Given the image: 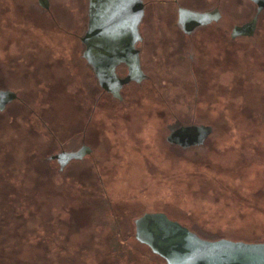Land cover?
<instances>
[{
  "label": "rangeland",
  "instance_id": "obj_1",
  "mask_svg": "<svg viewBox=\"0 0 264 264\" xmlns=\"http://www.w3.org/2000/svg\"><path fill=\"white\" fill-rule=\"evenodd\" d=\"M47 1L46 10L34 0H16L0 14L6 34L19 22L25 28L18 43L0 36V86L17 90L21 98L0 113V249H9L0 264H166L134 237V219L145 212H164L202 238L264 242V170L261 161H252L264 150L253 143L240 154L246 146L242 139L236 136L231 145L223 130L214 142L180 152L163 140V117L153 118L152 109L142 107L149 92H139L141 100H129L126 108L108 98L112 107L106 114L95 112L84 132L83 58L76 50L87 0ZM144 1L142 33L154 43L145 70L160 91L151 96L169 93L172 104L192 111L195 84L185 73L179 37L168 31L178 28L179 7L194 0ZM197 3L216 6L224 28L254 10L249 0ZM166 8L172 10L168 16ZM210 57L217 69L213 82L227 87L233 61L228 49ZM201 78L199 93L205 99L213 89ZM169 88L180 90L165 92ZM227 91L209 92L215 105L209 119L217 126L229 122ZM242 94L243 104H259L255 92ZM248 136L264 141V123ZM36 143L43 148L35 150ZM82 143L91 154L72 161L64 173L55 171L53 148ZM14 148L25 155L16 157ZM114 238L121 249L114 250Z\"/></svg>",
  "mask_w": 264,
  "mask_h": 264
},
{
  "label": "flooded vegetation",
  "instance_id": "obj_2",
  "mask_svg": "<svg viewBox=\"0 0 264 264\" xmlns=\"http://www.w3.org/2000/svg\"><path fill=\"white\" fill-rule=\"evenodd\" d=\"M14 1L16 0H0V14L8 10L13 3L15 5ZM42 1L34 0L37 5L47 10L48 1L45 0V5ZM161 1L167 3L175 0ZM249 1L254 7L252 14L243 21L226 28L218 24L221 21V15L216 6L208 8L205 7V3L198 6L197 0H194L190 5L179 7L177 10L178 28L170 29L168 34L170 36L176 34L177 39L179 37L177 44L185 73L195 84L193 91L195 107L192 111H186L183 104L179 106L176 103L172 104L169 93L155 98L151 96L150 92L160 91L155 90L151 75L145 70V62H149L154 54L152 47L154 43L147 40L142 33V27L147 23L145 1L87 0L85 29L79 38L80 47L77 50L74 49L83 58L80 70L84 81V108L87 113L84 132L88 129L95 112L106 114V111L112 107L106 102L108 98L126 108L129 100L144 95V93L139 95V92H149V94L146 93L147 97L144 100L146 104L142 107L152 109L153 118L163 117L161 121L165 132L163 140L169 146L182 150L180 152L202 148L208 142H214L213 136L223 130H226L231 145L236 136L242 139V143L246 146L244 152L240 154H246L253 143L264 150V141L248 136L255 133V130L261 128V124L264 123V28L262 26L264 8L258 12L256 3ZM166 9L165 15L168 16L172 10ZM254 17L255 24L247 26L245 33H233L236 25L248 23ZM21 24L19 22L12 32L6 34V21L4 19L0 21L2 39H11L14 43H18L20 36L25 32ZM33 24L38 27L39 22L34 20ZM225 46L230 58L233 61L236 60L238 65L231 62L228 70L230 81L227 87L224 85L225 88H223L217 81L213 82L215 77L212 75V70L217 69L209 58L211 55L219 54V49ZM207 55H210L209 58L206 57ZM253 60L257 63L252 62ZM171 66L170 63L168 68ZM199 76L207 83V88L213 89L206 91L208 93L205 99L199 93L201 92L200 84H198ZM236 77L239 79L237 84L234 83ZM169 90L170 88L165 92H177L180 89ZM222 90L227 91L229 122L226 126H217L218 124L215 125L209 119L214 113L215 106L214 95H210L209 92ZM243 91L255 92L259 104H243ZM235 92L239 93L235 95ZM16 100L21 101L17 90L0 86V113H3L8 105ZM139 100L141 99L138 98ZM181 127L191 128L184 134L185 141L195 138L198 141L187 146L171 142L170 135ZM239 127L244 130L236 131L235 128ZM39 148L42 149L43 145L36 143L34 149ZM12 151L16 157L25 155L20 148H14ZM0 153H2L1 149ZM90 154L91 148L85 143L70 148L60 144L53 148L50 159L54 164V170L64 173L72 161L84 160ZM254 160L261 161L264 170V152L254 157L252 161ZM3 175V170L0 168V181ZM260 195L264 199V190ZM7 250L9 251V249H0V255H5Z\"/></svg>",
  "mask_w": 264,
  "mask_h": 264
},
{
  "label": "water",
  "instance_id": "obj_3",
  "mask_svg": "<svg viewBox=\"0 0 264 264\" xmlns=\"http://www.w3.org/2000/svg\"><path fill=\"white\" fill-rule=\"evenodd\" d=\"M251 1L256 3L258 12L264 8V0ZM42 3L45 5V0ZM255 17L248 23L236 25L233 33H245L247 26L255 24ZM190 129L181 127L172 132L169 140L182 146L197 142L196 138L184 140L185 132ZM134 237L166 264H264V242L202 238L164 212H145L135 218Z\"/></svg>",
  "mask_w": 264,
  "mask_h": 264
},
{
  "label": "trees",
  "instance_id": "obj_4",
  "mask_svg": "<svg viewBox=\"0 0 264 264\" xmlns=\"http://www.w3.org/2000/svg\"><path fill=\"white\" fill-rule=\"evenodd\" d=\"M113 243H114V246H113L114 250L115 249H121V247H120L121 243L117 242L115 238L113 240Z\"/></svg>",
  "mask_w": 264,
  "mask_h": 264
}]
</instances>
